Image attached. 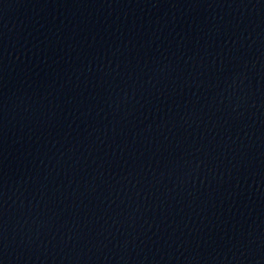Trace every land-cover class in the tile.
I'll return each mask as SVG.
<instances>
[{
    "label": "water",
    "instance_id": "water-1",
    "mask_svg": "<svg viewBox=\"0 0 264 264\" xmlns=\"http://www.w3.org/2000/svg\"><path fill=\"white\" fill-rule=\"evenodd\" d=\"M0 264H264V0H0Z\"/></svg>",
    "mask_w": 264,
    "mask_h": 264
}]
</instances>
